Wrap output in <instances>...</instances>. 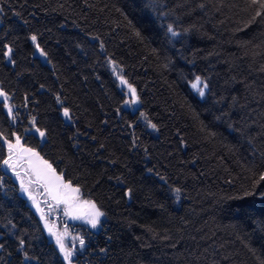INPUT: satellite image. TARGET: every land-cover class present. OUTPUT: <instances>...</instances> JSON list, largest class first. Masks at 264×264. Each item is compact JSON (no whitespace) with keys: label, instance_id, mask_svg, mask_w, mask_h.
<instances>
[{"label":"trees","instance_id":"16d2710c","mask_svg":"<svg viewBox=\"0 0 264 264\" xmlns=\"http://www.w3.org/2000/svg\"><path fill=\"white\" fill-rule=\"evenodd\" d=\"M0 92L4 139L104 213L96 230L70 224L75 264H264L258 4L0 0ZM4 139L0 264H65L3 165Z\"/></svg>","mask_w":264,"mask_h":264},{"label":"rangeland","instance_id":"374dc122","mask_svg":"<svg viewBox=\"0 0 264 264\" xmlns=\"http://www.w3.org/2000/svg\"><path fill=\"white\" fill-rule=\"evenodd\" d=\"M130 95L132 96L133 104L135 105L136 101L133 98V94L131 92ZM16 140L17 139L11 143L16 144ZM28 148L29 147L23 146L19 140V146L16 149L15 156V172L19 173V177L14 174L12 169H9L10 173L18 185L19 194L26 199L31 209L39 218L45 235L51 240V242H53L64 263L75 264L74 257L78 240L76 231L70 228V224H77L88 230H96L100 223L96 228H92L90 224L85 223L84 219L74 218L77 216H86V214L91 211L87 205L82 203L83 201H91L95 205L96 203L91 199L81 196L80 193L78 194L79 201L77 202L69 201L68 203H65L61 201L58 203L57 200L53 199L52 195L50 194V189L52 188L51 181L42 174L38 176V173L46 171V165L42 163V161L46 160L43 159L39 153L32 148L30 149L37 153L40 159L32 156L31 153L23 151L24 149ZM46 162L48 165H50L48 161ZM51 168L54 170L52 166ZM54 172L56 176L62 178L63 183H68L55 170ZM50 175L51 173H49V176ZM21 182H23V187L27 191L22 190ZM56 183H59V181ZM71 187L78 188L72 184ZM62 191H67L69 195H76L74 193H70L69 190L62 189ZM96 207L102 211L97 205ZM66 210L69 211V214L67 215L65 214ZM102 218L103 216L100 218V222ZM57 238H60L63 241L66 251H71L72 255L68 260H65L64 252L60 250V247L56 242ZM78 238H80V236H78Z\"/></svg>","mask_w":264,"mask_h":264},{"label":"snow or ice","instance_id":"6c2138e0","mask_svg":"<svg viewBox=\"0 0 264 264\" xmlns=\"http://www.w3.org/2000/svg\"><path fill=\"white\" fill-rule=\"evenodd\" d=\"M251 4H258L259 5V9H264V0H250ZM262 13L260 10H257L255 13V16L253 17V19H255L256 16H260ZM168 31L173 35L176 36L178 35V33H176L175 31H173L171 25H169L168 27ZM31 40L33 43H36L37 37L36 36H32ZM11 51V49H9V52ZM43 54V53H42ZM123 84H127V81H123ZM191 87L196 90L199 95L201 97H203L205 95V89L208 88V84L204 81L201 80V78L199 76H197L195 78V81L192 83ZM129 90L130 92L133 94V98L135 99V89L131 88V86H129ZM0 95H3L2 92H0ZM59 100V98H57ZM5 101H7V97L5 96ZM9 114L11 115V109H9ZM63 115L65 118L67 119H71L69 111L67 109H64ZM143 115V114H141ZM150 126L155 129L156 125L154 124H150ZM36 132L39 133L40 137L43 138L45 136V132L40 130L39 128L36 129ZM0 139H4V137L2 136V134H0ZM4 143L7 144L8 146V150H9V155L7 159L3 160V165L6 166V168L8 169H12V171L14 172L15 175H17V177H19V173L15 172V156H16V149L19 146V137H17L16 140V144H13L11 142H9L7 139H4ZM23 151L31 153L32 156L37 157V159H40L38 154L33 152L32 149L28 148V149H24ZM43 164L46 165V171H43L41 173H38L39 175H44L46 178H48L51 183H52V188L50 189V194L52 195L53 199L57 200V202H65L68 203L69 201H73V202H77L79 201V192L80 189L79 188H72L71 187V183L68 182L67 184L63 183L62 178L59 176L55 175L54 170L51 168V165H48L46 161H42ZM49 173H51V175L49 176ZM260 179L264 180V175H262L260 177ZM57 181H59V183H56ZM21 188L23 191H27L26 189H24L23 187V182H21ZM63 190H69L70 193H74L76 195H69V193L67 191H62ZM177 193L180 192V189H176L175 190ZM83 204L87 205L91 211L89 213L86 214V216H77L74 218L77 219H84L85 223L90 224L92 228H96L98 226V224L100 223V218L104 215V213L102 211H100L99 209H97L96 205L91 202V201H83ZM65 214H69V211L66 210ZM57 244L60 247V250L62 252H64V258L65 260H68L72 253L71 251H66L65 250V245L63 243V241L60 238H57ZM23 242H21L22 244ZM80 244L81 246L84 245V241L80 240ZM2 247V246H0Z\"/></svg>","mask_w":264,"mask_h":264},{"label":"water","instance_id":"95a60500","mask_svg":"<svg viewBox=\"0 0 264 264\" xmlns=\"http://www.w3.org/2000/svg\"><path fill=\"white\" fill-rule=\"evenodd\" d=\"M36 56L40 58L44 63L47 62V59L44 54H42V51L40 49L36 50Z\"/></svg>","mask_w":264,"mask_h":264}]
</instances>
